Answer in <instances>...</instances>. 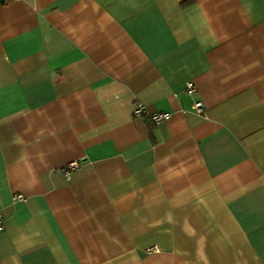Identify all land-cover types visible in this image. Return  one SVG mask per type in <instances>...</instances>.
<instances>
[{
    "label": "crops",
    "instance_id": "1",
    "mask_svg": "<svg viewBox=\"0 0 264 264\" xmlns=\"http://www.w3.org/2000/svg\"><path fill=\"white\" fill-rule=\"evenodd\" d=\"M0 214V264H264V0H7Z\"/></svg>",
    "mask_w": 264,
    "mask_h": 264
},
{
    "label": "built area",
    "instance_id": "2",
    "mask_svg": "<svg viewBox=\"0 0 264 264\" xmlns=\"http://www.w3.org/2000/svg\"><path fill=\"white\" fill-rule=\"evenodd\" d=\"M7 0H0V8L2 7V5L6 2ZM14 1H20V0H14ZM186 91L189 95H195L196 94V89L193 83H188L186 86ZM193 110L195 113L197 114H204L205 113V108L204 105L201 101H196L194 106H193ZM133 117L135 119H140L143 117H147L153 124L158 125L162 122L168 121L172 118V115L170 113H155V114H148L145 106L141 103H137L134 106L133 109ZM78 168V164L77 163H72L70 164L66 175L69 176V170H73ZM17 199H22V197H16ZM4 228V220L0 214V231H2ZM150 251L156 252L157 249L156 248H152Z\"/></svg>",
    "mask_w": 264,
    "mask_h": 264
}]
</instances>
